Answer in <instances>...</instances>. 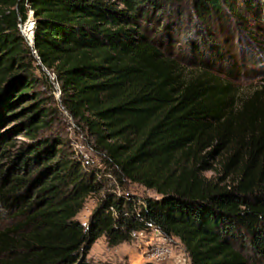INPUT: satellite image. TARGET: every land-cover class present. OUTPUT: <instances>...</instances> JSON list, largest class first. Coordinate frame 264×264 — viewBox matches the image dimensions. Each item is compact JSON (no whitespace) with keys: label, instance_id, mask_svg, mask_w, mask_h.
<instances>
[{"label":"trees","instance_id":"1","mask_svg":"<svg viewBox=\"0 0 264 264\" xmlns=\"http://www.w3.org/2000/svg\"><path fill=\"white\" fill-rule=\"evenodd\" d=\"M187 5L204 34L213 18L264 0H0V124L35 94L21 113L34 141L3 162L0 136V207L19 218L0 229V264H95L87 254L102 236L116 246L152 228L180 238L192 264H264V76L241 94L234 69L207 63L200 44L197 64L168 54L157 33ZM30 10L32 46L19 26ZM37 70L50 85L55 76L123 189L138 183L157 197L107 193L89 226L77 220L104 183L60 139H38L52 108L35 91Z\"/></svg>","mask_w":264,"mask_h":264},{"label":"rangeland","instance_id":"2","mask_svg":"<svg viewBox=\"0 0 264 264\" xmlns=\"http://www.w3.org/2000/svg\"><path fill=\"white\" fill-rule=\"evenodd\" d=\"M238 11L228 12L222 20L213 18L209 23L212 31L203 34V24L187 5L181 17L176 13L172 18V22L169 23L170 31L163 27V30L161 28L157 33L163 35L160 39L162 48L168 54L179 56L187 64H197L200 63L203 55L197 53L193 45L195 42L200 44L207 63L216 68L234 69V74L239 78L237 85L240 93L246 94L264 76V7L250 13L244 10ZM157 24L154 22L148 24L149 35L157 32L153 31L155 27L159 28L160 24ZM165 24L166 22L161 26ZM213 43L222 53V58H215L217 50L211 47ZM36 75L40 81L35 91H40L42 98L52 108L49 117L52 124L38 133V139H60L58 147H64L65 154L70 159L81 161L86 170L96 172L104 183L103 191L87 198L83 209L76 217L77 220L89 226L94 210L107 193L119 196L131 195L137 198L157 197L155 190L138 183L128 182L123 189L111 169L105 164L104 155L92 146L91 137L63 106L60 85L56 83L55 76L51 75L50 85L45 78H41L40 70L36 71ZM17 100L14 113L7 121L0 124V136H4L9 145L7 148L9 156L3 158V162L18 159L22 148L34 141L27 134L28 129L24 125L25 120L21 117V113L24 108L32 106L33 103L30 102L35 101V94L30 92L28 96L19 97ZM58 158L59 154L55 159ZM207 174L212 176L213 172L209 171ZM18 220L19 218H14L0 207V229ZM87 258L95 264H192L181 239L166 235L157 228L137 232L131 241L116 246H110L107 238L102 236L91 245Z\"/></svg>","mask_w":264,"mask_h":264},{"label":"built area","instance_id":"3","mask_svg":"<svg viewBox=\"0 0 264 264\" xmlns=\"http://www.w3.org/2000/svg\"><path fill=\"white\" fill-rule=\"evenodd\" d=\"M30 22L31 23V35H29L27 32H25V26L27 25V23ZM35 18H34V11L30 10L29 11V17L27 19L26 22L24 23H20V30L22 32V34L26 37V39L28 40L29 44L33 41L34 38V28H35Z\"/></svg>","mask_w":264,"mask_h":264},{"label":"bare ground","instance_id":"4","mask_svg":"<svg viewBox=\"0 0 264 264\" xmlns=\"http://www.w3.org/2000/svg\"><path fill=\"white\" fill-rule=\"evenodd\" d=\"M25 32H27L29 35H31V23L28 22L25 26Z\"/></svg>","mask_w":264,"mask_h":264},{"label":"water","instance_id":"5","mask_svg":"<svg viewBox=\"0 0 264 264\" xmlns=\"http://www.w3.org/2000/svg\"><path fill=\"white\" fill-rule=\"evenodd\" d=\"M33 43H34V38H33V41L30 43V45L32 46V45H33Z\"/></svg>","mask_w":264,"mask_h":264}]
</instances>
